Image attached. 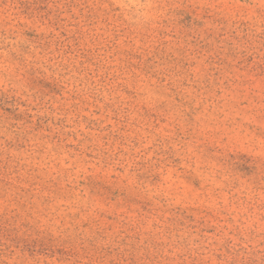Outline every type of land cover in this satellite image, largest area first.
<instances>
[{"label":"rangeland","instance_id":"rangeland-1","mask_svg":"<svg viewBox=\"0 0 264 264\" xmlns=\"http://www.w3.org/2000/svg\"><path fill=\"white\" fill-rule=\"evenodd\" d=\"M0 264H264V0H0Z\"/></svg>","mask_w":264,"mask_h":264}]
</instances>
